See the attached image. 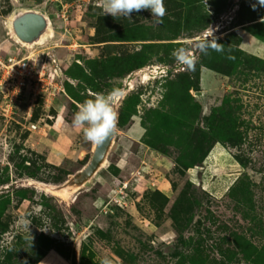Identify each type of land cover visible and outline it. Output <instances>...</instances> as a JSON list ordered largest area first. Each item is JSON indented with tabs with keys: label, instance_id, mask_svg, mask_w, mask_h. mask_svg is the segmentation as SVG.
Segmentation results:
<instances>
[{
	"label": "rangeland",
	"instance_id": "374dc122",
	"mask_svg": "<svg viewBox=\"0 0 264 264\" xmlns=\"http://www.w3.org/2000/svg\"><path fill=\"white\" fill-rule=\"evenodd\" d=\"M164 6L157 25L99 0H0V58L47 77L10 118L0 91V264H264V6ZM26 12L49 27L22 45L11 26ZM214 38L223 51L204 55ZM112 89L116 133L76 185L96 146L74 114Z\"/></svg>",
	"mask_w": 264,
	"mask_h": 264
},
{
	"label": "clouds",
	"instance_id": "9594fccd",
	"mask_svg": "<svg viewBox=\"0 0 264 264\" xmlns=\"http://www.w3.org/2000/svg\"><path fill=\"white\" fill-rule=\"evenodd\" d=\"M259 4L264 6V0H259ZM99 6L104 15H111L113 18L131 19L133 12L149 11L152 15L151 21L157 25L163 23V17L166 14L164 0H99ZM253 7L255 8V5ZM223 49L224 46L218 44L215 38L199 43V50L204 55H208L209 50L222 52ZM170 55L178 64L187 68L194 67L195 60L189 49L179 47ZM121 98L122 91L112 89L107 93H97L93 98L86 99L79 105L72 125L82 130L85 142L95 147L104 144L114 136L117 130V113L114 106L120 102ZM104 264H108V261Z\"/></svg>",
	"mask_w": 264,
	"mask_h": 264
},
{
	"label": "built area",
	"instance_id": "2783aa9c",
	"mask_svg": "<svg viewBox=\"0 0 264 264\" xmlns=\"http://www.w3.org/2000/svg\"><path fill=\"white\" fill-rule=\"evenodd\" d=\"M29 83H34L35 92L41 90L43 83L47 84V77L38 73L36 75L29 61L16 59L5 61L0 58V91L7 102L4 108L6 118L11 117L14 104L21 101Z\"/></svg>",
	"mask_w": 264,
	"mask_h": 264
},
{
	"label": "water",
	"instance_id": "95a60500",
	"mask_svg": "<svg viewBox=\"0 0 264 264\" xmlns=\"http://www.w3.org/2000/svg\"><path fill=\"white\" fill-rule=\"evenodd\" d=\"M12 25L17 37L27 44H32L39 40L49 27L46 17L37 12L23 13L13 20ZM112 138L104 144L96 146L94 155L88 166L75 177L74 183L76 185L89 180L95 174L107 153Z\"/></svg>",
	"mask_w": 264,
	"mask_h": 264
},
{
	"label": "bare ground",
	"instance_id": "6f19581e",
	"mask_svg": "<svg viewBox=\"0 0 264 264\" xmlns=\"http://www.w3.org/2000/svg\"><path fill=\"white\" fill-rule=\"evenodd\" d=\"M12 22H13V21H12ZM11 27H12V31H13V33H14V36H15L16 39L19 41V43H21L22 45H29V44H27V43L22 42V41L17 37V35H16V33H15L14 29H13V25H12Z\"/></svg>",
	"mask_w": 264,
	"mask_h": 264
},
{
	"label": "crops",
	"instance_id": "0c3cea01",
	"mask_svg": "<svg viewBox=\"0 0 264 264\" xmlns=\"http://www.w3.org/2000/svg\"><path fill=\"white\" fill-rule=\"evenodd\" d=\"M48 256L50 257V255H48ZM44 261H46V259Z\"/></svg>",
	"mask_w": 264,
	"mask_h": 264
}]
</instances>
